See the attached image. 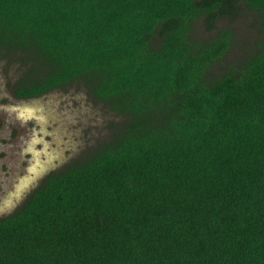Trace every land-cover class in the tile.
<instances>
[{
    "label": "trees",
    "instance_id": "16d2710c",
    "mask_svg": "<svg viewBox=\"0 0 264 264\" xmlns=\"http://www.w3.org/2000/svg\"><path fill=\"white\" fill-rule=\"evenodd\" d=\"M0 60L112 114L0 216V264H264V0H0Z\"/></svg>",
    "mask_w": 264,
    "mask_h": 264
},
{
    "label": "rangeland",
    "instance_id": "374dc122",
    "mask_svg": "<svg viewBox=\"0 0 264 264\" xmlns=\"http://www.w3.org/2000/svg\"><path fill=\"white\" fill-rule=\"evenodd\" d=\"M18 76L17 65L0 60V216L13 211L49 171L104 136L112 118L75 87L17 99L10 87Z\"/></svg>",
    "mask_w": 264,
    "mask_h": 264
},
{
    "label": "flooded vegetation",
    "instance_id": "af4514ba",
    "mask_svg": "<svg viewBox=\"0 0 264 264\" xmlns=\"http://www.w3.org/2000/svg\"><path fill=\"white\" fill-rule=\"evenodd\" d=\"M32 189H33V188H32ZM32 189H31V190H32ZM31 190H30V191H31ZM30 191H29V192H30ZM29 192H28V193H29ZM25 196H26V195H25Z\"/></svg>",
    "mask_w": 264,
    "mask_h": 264
}]
</instances>
